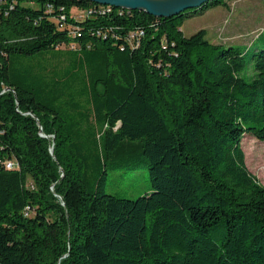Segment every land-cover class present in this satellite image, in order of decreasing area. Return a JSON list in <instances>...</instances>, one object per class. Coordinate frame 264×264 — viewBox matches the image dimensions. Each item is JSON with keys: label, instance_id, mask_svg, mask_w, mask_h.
I'll use <instances>...</instances> for the list:
<instances>
[{"label": "trees", "instance_id": "1", "mask_svg": "<svg viewBox=\"0 0 264 264\" xmlns=\"http://www.w3.org/2000/svg\"><path fill=\"white\" fill-rule=\"evenodd\" d=\"M228 1L0 0V264H264V183L241 145L264 140V45L180 29ZM142 161L151 191L106 192Z\"/></svg>", "mask_w": 264, "mask_h": 264}, {"label": "rangeland", "instance_id": "2", "mask_svg": "<svg viewBox=\"0 0 264 264\" xmlns=\"http://www.w3.org/2000/svg\"><path fill=\"white\" fill-rule=\"evenodd\" d=\"M80 6L72 8V13ZM204 28L212 42L235 43L245 49L253 39L254 44L264 45L263 0H229L226 6L218 5L186 17L180 26L184 35H191ZM248 78L247 74H244ZM246 164L258 180L264 183V140L245 134L241 141ZM13 166L10 172L16 171ZM27 182V181H26ZM26 185V183H25ZM105 190L118 196L137 197L152 190L146 161L134 169L110 170L106 177Z\"/></svg>", "mask_w": 264, "mask_h": 264}, {"label": "water", "instance_id": "3", "mask_svg": "<svg viewBox=\"0 0 264 264\" xmlns=\"http://www.w3.org/2000/svg\"><path fill=\"white\" fill-rule=\"evenodd\" d=\"M125 9L143 10L155 16H170L188 8L199 7L207 0H90ZM41 128V126H40ZM43 134V133H41ZM51 151V148H50Z\"/></svg>", "mask_w": 264, "mask_h": 264}, {"label": "built area", "instance_id": "4", "mask_svg": "<svg viewBox=\"0 0 264 264\" xmlns=\"http://www.w3.org/2000/svg\"><path fill=\"white\" fill-rule=\"evenodd\" d=\"M95 3H96V2H95ZM96 4H99V5H101V6H106L107 8H109V7L112 6V5H109V4H101V3H96ZM46 7H47V9H51V8H52L51 3L47 2V3H46ZM118 8H120V7H118ZM124 9H125V8H124ZM93 10H94V9H93ZM91 12H92L91 9H87V8L80 7L79 10L75 11V14H73V15H74L75 17H77V18H80V17H84L87 13L90 14ZM60 17H61V18H64V15L61 14ZM5 165H6L7 168H11V167H13V166L15 165V162H14L13 160H7V161L5 162Z\"/></svg>", "mask_w": 264, "mask_h": 264}, {"label": "crops", "instance_id": "5", "mask_svg": "<svg viewBox=\"0 0 264 264\" xmlns=\"http://www.w3.org/2000/svg\"><path fill=\"white\" fill-rule=\"evenodd\" d=\"M213 8V7H212ZM209 9H211V8H209Z\"/></svg>", "mask_w": 264, "mask_h": 264}]
</instances>
